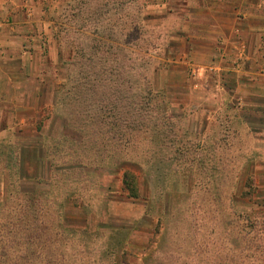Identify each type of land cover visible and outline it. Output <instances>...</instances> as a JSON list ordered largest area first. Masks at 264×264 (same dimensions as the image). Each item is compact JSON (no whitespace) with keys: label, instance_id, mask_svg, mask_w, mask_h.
<instances>
[{"label":"rangeland","instance_id":"1","mask_svg":"<svg viewBox=\"0 0 264 264\" xmlns=\"http://www.w3.org/2000/svg\"><path fill=\"white\" fill-rule=\"evenodd\" d=\"M243 5L264 9L261 0ZM241 7L237 0H0V142L20 144L24 190L50 188L44 143L60 135L67 112L88 109L86 101L93 107L97 94L88 89L98 73L131 95L147 81L165 91L173 118L159 142L168 146L137 147L138 163L89 174L102 190L93 193L95 216L75 197L64 203L69 227L97 229L111 241L108 264H264V15L245 19L262 34L248 30L233 53L238 41L215 32L211 13ZM180 140L220 145L221 173L237 160L219 182L222 202L258 214L257 226L238 220L229 238L216 236L211 208L200 214L212 192L200 191L205 202L196 196L205 174L172 161ZM128 169L141 198L124 191ZM6 188L0 175V201Z\"/></svg>","mask_w":264,"mask_h":264},{"label":"trees","instance_id":"2","mask_svg":"<svg viewBox=\"0 0 264 264\" xmlns=\"http://www.w3.org/2000/svg\"><path fill=\"white\" fill-rule=\"evenodd\" d=\"M96 76L88 89L91 95L97 94L90 100L93 107L86 101L88 109L83 108V103L74 112H67L60 135L49 138L53 143H44L49 163L48 178L44 181L49 189H23L19 180L21 146L13 139L7 143L6 139L1 140L0 175L6 177L7 188L4 200L0 201V264H108L113 257L108 253L111 241L103 236L104 232L96 229L89 233L66 224L64 203L75 197L82 200L81 207L87 214L95 216L93 193L96 189L102 191L101 184L94 186L88 175L113 169L123 162L138 163L133 158L138 153L137 147L163 150L168 145L159 141L171 125L173 115L164 98L165 91L148 81L145 87H135L131 95L123 89V82L106 85L102 75ZM202 142L189 141L183 145L181 140L176 141V156L172 159L176 168L200 169L205 174L196 180V196L204 202L207 198L199 197L201 190L212 192L213 196L208 206L201 204L200 214L211 208L214 223L210 227L216 236L223 234L229 238L230 228L238 220H248L249 225L257 226L263 220L258 214L235 212L227 205L230 201L222 202L219 182L237 160L231 157L230 165L226 163L221 173V165L226 162L221 157V146H207L206 142L204 146ZM221 149L224 150L223 146ZM211 151L216 156L209 157ZM123 176L128 196L141 198L135 172L128 169Z\"/></svg>","mask_w":264,"mask_h":264},{"label":"crops","instance_id":"3","mask_svg":"<svg viewBox=\"0 0 264 264\" xmlns=\"http://www.w3.org/2000/svg\"><path fill=\"white\" fill-rule=\"evenodd\" d=\"M237 1L241 2L242 7L240 9H235V10L218 9L217 11L216 10L214 11L211 9V13H214L217 15L215 18H216L218 25L216 26L217 30H215V32L229 33L228 35H230V38L234 37L235 39L234 41H238V43L233 42L236 48V50H231L233 53H237L236 52L237 50L242 49L243 43H244L242 40L245 38V35L248 32V30H253L257 32L258 36L259 34H262L260 33V31L263 30L262 28L254 27L253 25L249 23H245V19H247L251 15L258 16V17H262L264 15V9H262V5L261 7H259L261 9L260 11L256 9V11L251 13V11L245 9L243 5L245 2H250V0H237ZM257 1L258 0H256V2ZM261 1H264V0H261ZM255 6H260V5L257 4ZM223 20H226L228 24L223 25V23H221V21ZM225 28H228V30H225ZM237 44L240 45V48L237 47ZM225 47L227 48L228 44ZM219 56L220 55H218V57Z\"/></svg>","mask_w":264,"mask_h":264}]
</instances>
